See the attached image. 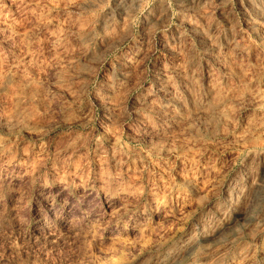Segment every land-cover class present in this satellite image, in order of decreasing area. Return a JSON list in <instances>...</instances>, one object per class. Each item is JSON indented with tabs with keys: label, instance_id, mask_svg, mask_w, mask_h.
Here are the masks:
<instances>
[{
	"label": "rangeland",
	"instance_id": "1",
	"mask_svg": "<svg viewBox=\"0 0 264 264\" xmlns=\"http://www.w3.org/2000/svg\"><path fill=\"white\" fill-rule=\"evenodd\" d=\"M195 2L0 0V264H264V7Z\"/></svg>",
	"mask_w": 264,
	"mask_h": 264
},
{
	"label": "bare ground",
	"instance_id": "2",
	"mask_svg": "<svg viewBox=\"0 0 264 264\" xmlns=\"http://www.w3.org/2000/svg\"><path fill=\"white\" fill-rule=\"evenodd\" d=\"M192 2V1H191ZM201 2V0H196V2H195V4H196V6L199 4ZM203 2V1H202ZM212 2V1H211ZM214 2H215V0H214ZM186 3V2H185ZM189 3H190V1H189ZM220 3V2H219ZM247 3H248V8L249 9H252L253 8V6H255V7H257L258 9H260V10H263V7H264V1L263 0H247ZM186 4H188V3H186ZM192 4V3H191ZM213 4V3H212ZM218 4V3H217ZM252 4H253V6H252ZM201 5V4H200ZM211 5V4H210ZM245 5V4H244ZM195 6V5H194ZM195 6V7H196ZM203 6V5H202ZM187 7V6H186ZM198 7V6H197ZM196 7V8H197ZM216 7V6H215ZM214 7V8H215ZM244 8V7H243ZM192 9V8H191ZM197 10V9H196ZM215 10V9H214ZM254 10H257V9H254ZM195 11V10H194ZM248 11V10H247ZM199 12V11H198ZM218 12V11H217ZM249 12V11H248ZM258 12V11H257ZM263 13V12H262ZM195 15H196V11H195ZM252 15V14H251ZM262 15V14H261ZM197 16V15H196ZM199 16V15H198ZM201 18V17H200ZM113 19V18H112ZM259 20V19H258ZM264 20V19H263ZM115 21V20H114ZM199 22V21H198ZM193 25V24H192ZM262 25V24H261ZM200 30V29H199ZM215 32H216V30H215ZM206 34V33H205ZM204 34V35H205ZM210 34V33H209ZM213 34V33H212ZM214 35V34H213ZM210 36V35H209ZM200 37V36H199ZM202 37V36H201ZM207 37V36H206ZM205 37V38H206ZM213 37V36H212ZM215 37V36H214ZM204 38V39H205ZM208 40V39H207ZM206 40V41H207ZM212 40V39H211ZM210 40V41H211ZM207 43V42H206ZM204 44V43H203ZM211 44V43H210ZM210 44H207V45H210ZM205 45V44H204ZM211 46V45H210ZM213 52V51H212ZM206 54V53H205ZM190 59V58H189ZM207 82V81H206ZM201 83V82H200ZM205 83V82H204ZM192 92V91H191ZM202 96V95H201ZM211 98V97H210ZM207 99V98H206ZM202 103H204V101L202 102ZM203 107V106H202ZM204 108V107H203ZM163 109V108H162ZM93 196H95V195H98L96 192L95 193H91ZM90 194V195H91ZM67 206V205H66ZM244 212H242V214H243ZM240 214H241V212H240ZM239 214V215H240ZM238 216V215H237ZM243 217V216H242ZM244 219V218H243ZM213 234V233H212Z\"/></svg>",
	"mask_w": 264,
	"mask_h": 264
}]
</instances>
